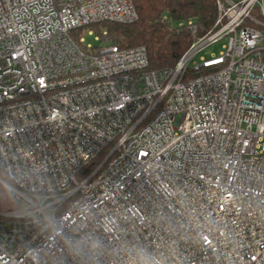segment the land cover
Instances as JSON below:
<instances>
[{"label": "built area", "instance_id": "1", "mask_svg": "<svg viewBox=\"0 0 264 264\" xmlns=\"http://www.w3.org/2000/svg\"><path fill=\"white\" fill-rule=\"evenodd\" d=\"M217 5L156 72L77 35L132 0H0V264H264V0Z\"/></svg>", "mask_w": 264, "mask_h": 264}, {"label": "trees", "instance_id": "2", "mask_svg": "<svg viewBox=\"0 0 264 264\" xmlns=\"http://www.w3.org/2000/svg\"><path fill=\"white\" fill-rule=\"evenodd\" d=\"M138 20L131 24H99L91 26L98 34L103 27L106 40L121 49L145 47L148 53L149 70H174L188 52L195 38L206 36L214 30L219 11L217 0H132ZM166 19V21L164 20ZM194 22L197 35L180 24ZM80 29L78 33H81ZM208 73V72H204ZM192 71L185 73V81L197 78ZM102 155L90 169V174L104 159ZM81 177V176H80ZM79 177V178H80ZM0 180L13 185L0 166ZM20 209L15 195L0 183V213L11 214Z\"/></svg>", "mask_w": 264, "mask_h": 264}, {"label": "rangeland", "instance_id": "3", "mask_svg": "<svg viewBox=\"0 0 264 264\" xmlns=\"http://www.w3.org/2000/svg\"><path fill=\"white\" fill-rule=\"evenodd\" d=\"M93 31L92 35H89V32ZM101 34H98L94 28H90L89 30H85L82 33H77L78 36H81V38L85 39V45L92 44L94 47H100L101 45L103 46H108V43H103L102 41H97L96 38H100L103 40H106V31L102 27L100 29ZM108 41V40H106ZM110 42V41H109ZM227 40H224L218 44L212 45L209 48H207L202 55L206 57H210L212 54L219 55L220 52L222 51V46L226 44ZM111 43V42H110ZM113 44V43H112ZM78 179H81L78 177Z\"/></svg>", "mask_w": 264, "mask_h": 264}, {"label": "clouds", "instance_id": "4", "mask_svg": "<svg viewBox=\"0 0 264 264\" xmlns=\"http://www.w3.org/2000/svg\"><path fill=\"white\" fill-rule=\"evenodd\" d=\"M136 264H153V261L148 257L146 253H144L141 256V259L136 261Z\"/></svg>", "mask_w": 264, "mask_h": 264}, {"label": "water", "instance_id": "5", "mask_svg": "<svg viewBox=\"0 0 264 264\" xmlns=\"http://www.w3.org/2000/svg\"><path fill=\"white\" fill-rule=\"evenodd\" d=\"M0 183L5 187L6 184L2 180H0Z\"/></svg>", "mask_w": 264, "mask_h": 264}]
</instances>
